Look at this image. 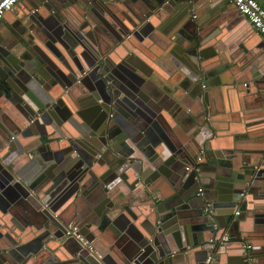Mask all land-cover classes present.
I'll return each instance as SVG.
<instances>
[{
	"label": "water",
	"instance_id": "water-1",
	"mask_svg": "<svg viewBox=\"0 0 264 264\" xmlns=\"http://www.w3.org/2000/svg\"><path fill=\"white\" fill-rule=\"evenodd\" d=\"M39 1L0 32V264H221L232 246L246 264L243 242L264 264L240 227L264 150L251 160L214 125L216 96L264 90V68L221 24L226 2ZM192 142L204 152L187 158ZM136 208L146 223L131 231ZM124 218L129 258L103 255ZM74 226L94 251L67 235ZM226 232L234 240L221 243Z\"/></svg>",
	"mask_w": 264,
	"mask_h": 264
},
{
	"label": "crops",
	"instance_id": "crops-1",
	"mask_svg": "<svg viewBox=\"0 0 264 264\" xmlns=\"http://www.w3.org/2000/svg\"><path fill=\"white\" fill-rule=\"evenodd\" d=\"M224 2H226L225 8L227 9L228 13L221 17V24L230 27L229 31H231L232 34L236 33L234 38L241 39L239 41L246 47L244 50L246 55H249L252 61L257 62L259 67L264 68V36L257 32L253 27L245 24V22L239 17L240 14L237 12V8L234 4L228 0H224ZM31 3L39 4L40 1L23 0L11 11L6 13L3 19L0 21V32L8 29L11 25V22H13L15 19H22L24 22L26 20L24 17L27 11V6L31 5ZM70 3L71 5L73 4L72 0H70ZM145 43L148 44V39L145 41ZM154 47L156 48L154 49L157 51V53H163L159 47ZM132 48L135 49V51L139 53L147 62L151 63V65L155 63L153 60V55L146 52L148 51L146 47L144 49V47L136 45V48ZM252 64V67L256 68V64ZM154 67L155 69H159V71L162 73L163 70H165L164 68H159L157 63L154 64ZM163 74L167 75L165 72ZM235 90H237V92L238 90L243 91L242 94H246V101L242 102L234 90H232V93L235 92L233 99H230L228 92L227 95L226 93H224V95L222 93L221 99L216 96L217 110L215 109V115H213V117H215L214 125L217 127V130L221 132L222 137L226 136L228 140L232 142V145L235 148L247 150L251 160H254V158L256 159L258 156H260L259 151L264 150V99L262 96L258 95H264V90L255 88L253 85H249V87H247L243 83L237 84V88ZM251 91H253L254 94H252ZM200 108L201 106L196 104L192 107V111L194 113H198L201 110ZM129 109V107L125 108L124 111L129 113L127 112ZM2 116L5 115L1 114L0 117ZM159 116L160 115H156V117H154L156 120L158 119V122L160 120ZM14 132L15 131H13L12 134H14ZM244 139H246V141H244L245 143L242 142ZM192 143L193 144L189 145L188 149L190 150H188L189 154L187 153V158H191V156H193L195 153L199 154L201 151L203 152L202 148H200L196 143ZM225 148L221 149L223 155L228 154L223 153L226 150ZM229 150L235 151L233 149ZM212 180L213 178L211 173L207 175L206 178L204 177L203 182L209 183ZM210 190L211 191L209 195L212 198H215L216 201H218V199L225 201V199L220 197V190ZM138 209L139 208L135 209V211L137 210L136 220L131 221L134 224L131 231H138L141 228V225L146 223V216L142 215L141 209ZM240 215L242 217L240 227L244 230L252 231L256 238L261 240V244L264 245V179L259 185H257L255 191L252 192L248 207L243 212V214L241 212ZM113 225L116 232L113 231L112 234L111 232H106V235L103 234V236H105L103 238L104 240H102L103 255L109 254V256H113L116 259V256L121 258H129L124 249L127 247V245L129 246V244L134 241V237H132L128 231L132 225L131 223H128V219L125 218L124 221H118L113 223ZM237 247L238 246L229 247V249H227L222 254V257L225 261H222L221 264H241L239 258L235 259L236 256L240 257V248ZM260 256H264V251L261 252Z\"/></svg>",
	"mask_w": 264,
	"mask_h": 264
},
{
	"label": "built area",
	"instance_id": "built-area-1",
	"mask_svg": "<svg viewBox=\"0 0 264 264\" xmlns=\"http://www.w3.org/2000/svg\"><path fill=\"white\" fill-rule=\"evenodd\" d=\"M23 0H0V21L3 19L5 14L12 10ZM234 4L240 14L244 15L248 21L252 24L253 28L264 36V4L259 0H229ZM204 152V151H203ZM202 161V156H198L196 162V169L199 170V165ZM189 168V167H187ZM199 194H202V188H199ZM211 203H208L204 211L208 213L210 211ZM240 206L237 205L236 214H239ZM78 226H74L72 229L67 231V235L75 237L83 245L87 246L90 251H94V247L90 241H88L81 233L78 232ZM234 237L228 233H225L221 238V243L233 241ZM243 256L246 264H253L252 262V245L247 242H243Z\"/></svg>",
	"mask_w": 264,
	"mask_h": 264
}]
</instances>
